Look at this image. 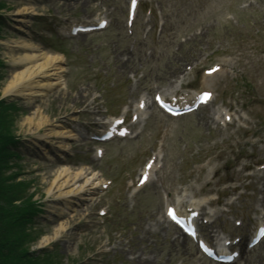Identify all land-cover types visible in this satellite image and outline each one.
I'll return each instance as SVG.
<instances>
[{
	"label": "rangeland",
	"instance_id": "374dc122",
	"mask_svg": "<svg viewBox=\"0 0 264 264\" xmlns=\"http://www.w3.org/2000/svg\"><path fill=\"white\" fill-rule=\"evenodd\" d=\"M25 5H31L35 14L23 32L14 16ZM111 6L115 7V13L111 27L105 32L71 42L60 36L59 31L66 18L98 19ZM123 6V0H0V138L11 137L19 142L11 146L7 154L9 158L14 153L21 155L19 159H12L11 164L9 160H2L0 165L5 162V177L12 176L7 182L17 183L24 189V199L31 196V201L43 211L26 226L19 224L29 234L25 241L26 249L41 256L42 253H50L39 259L42 261L40 264H133L129 257L138 250L146 251L144 245L155 241L151 235L155 228V213L161 212L162 200L159 189L154 187L146 188L128 200L123 187V170L131 169L142 160L146 150L154 146L159 131L165 127L168 132L165 165L161 172L162 187L168 189L177 180H182L184 185L198 186L203 183V176L197 178L194 174L189 179L185 178L194 162L211 154L208 149L210 141H205L209 134L206 126L200 127L194 118L169 120L154 110L140 139L126 145H113L102 162H92V149L85 140L72 141L66 159L60 160L54 143L52 145V142L49 144L42 139L44 129L22 124L25 117L38 109L35 123L45 119L48 123H59L65 129L73 128V131L81 125L96 127L97 121L104 120L102 112L107 109L113 114L120 104L132 98V89L137 95L148 93L156 85H160L162 90L173 84L179 75L182 76V72L187 73L191 80L194 72L221 60L226 61L234 73L241 74L240 78L245 75L243 79L215 77L216 82L222 81L220 89L224 91L225 98L227 94L244 102L245 98L247 108L251 107L255 95L264 98V51L258 48L263 46L264 49V0H152L153 10L159 13L163 26L159 31L155 29V33L151 30L147 37L142 34V20L134 26L133 34L129 35L124 30ZM20 40H28L51 53L58 52L64 56L66 89L49 92L43 101L37 99L35 103L3 95L5 85L16 70L12 59L18 54V49L13 43ZM99 94L101 97H96ZM91 96L98 99V110L86 106ZM263 109L259 108L258 112L257 108L255 112L264 123ZM221 137L222 134L215 142L220 144ZM221 146L220 151L225 155L204 169L207 171L212 165L217 169L214 177L217 186L209 184L205 189L215 191L219 185L229 184L224 190L226 194H233L231 189L237 187V193L243 191L247 197L252 194L260 197V185L243 188L249 180L242 178L245 175L243 171L238 172L242 164L248 162L238 161L233 165L232 154ZM4 155L5 152L1 159ZM62 164L69 165L74 172H95L101 180L112 179L114 183L107 192L94 196L95 201L80 203L76 212L65 209L66 214L63 215L58 211L50 213L54 205L46 192L53 174ZM207 175L208 172L205 177ZM248 204L242 199L234 208L246 220L251 216ZM15 205L23 204L18 201ZM100 209L108 212L103 218L98 215ZM61 221L68 224L65 232L41 246L42 239L51 238ZM21 228L18 230L20 233ZM225 228L221 235L241 232V229L233 231L231 224ZM169 236L174 238L172 230ZM157 249L160 252L172 250L174 256L165 257L164 261L157 258L152 264L180 263V260L175 261L177 252H173L174 248L169 244L163 242ZM261 251L264 248L257 249L251 258L258 257L263 253ZM196 257L190 259L191 264H208ZM32 262L34 259L30 261L28 258L25 264ZM258 264H264V259Z\"/></svg>",
	"mask_w": 264,
	"mask_h": 264
},
{
	"label": "bare ground",
	"instance_id": "6f19581e",
	"mask_svg": "<svg viewBox=\"0 0 264 264\" xmlns=\"http://www.w3.org/2000/svg\"><path fill=\"white\" fill-rule=\"evenodd\" d=\"M34 14V8L31 5H25L15 13L14 17L20 31L26 32L24 29L27 27L28 20ZM13 44L15 49H18V54L12 59V65L16 70L5 85L3 95L20 97L25 101L35 103L37 99L43 101L49 92H58L66 89L68 83L66 80L67 70L64 66V56L61 53H51L41 46L28 42V40L16 41ZM38 113L39 110L36 109L30 116L25 117L22 124L27 125V127L32 124L35 129L43 128L42 139L48 143L50 142L49 144L52 142L53 145L54 143V146L58 149L60 160L62 157V160L66 159L63 155H66V152L70 150L72 141H78V134L71 131V129H65L59 123H48L45 119L35 123L34 116ZM204 118L201 120L206 123L207 121ZM99 179V176L94 172L87 173L83 172V170L74 172L69 165H60L53 174V180L46 192V196L51 199L54 205L50 213L55 214L54 211H58L63 215L66 214L65 209L66 211L76 212L79 204L91 200V196L99 189L102 183ZM256 179H260V177ZM262 186L260 192H264V185ZM263 201L264 198L256 200L258 205L262 204ZM191 206L196 207L197 203H191ZM215 215H217V212L214 213ZM68 217L74 218L75 216ZM155 222L158 226H163V222ZM66 228H68V224L65 221H61L51 238L42 239L41 246L46 245L52 239L65 232ZM186 246L187 244H184L183 247L186 248ZM148 251L150 253L147 257H143L140 253L131 255L129 259L133 264H152L157 258L158 261H164L163 258L174 256L172 251L160 252L157 248H151ZM261 252L263 253L256 258H247L243 264L260 263L264 259V251Z\"/></svg>",
	"mask_w": 264,
	"mask_h": 264
},
{
	"label": "trees",
	"instance_id": "16d2710c",
	"mask_svg": "<svg viewBox=\"0 0 264 264\" xmlns=\"http://www.w3.org/2000/svg\"><path fill=\"white\" fill-rule=\"evenodd\" d=\"M12 145H16L14 138L8 137L3 140L0 138V161L9 160L8 163H10L7 154ZM4 152V159H1ZM4 163L1 162L2 168L0 165V264H3L1 261L5 264H25L28 258L30 261L34 258L25 246L29 234L21 227L33 220L36 215V205L31 201V196L24 199V189H21L17 183L7 182L12 179V176L5 177ZM18 201L23 205L16 206L15 203ZM19 224L22 226L19 227ZM19 228L21 233L18 231ZM35 263L40 264L36 259L32 264Z\"/></svg>",
	"mask_w": 264,
	"mask_h": 264
},
{
	"label": "snow or ice",
	"instance_id": "6c2138e0",
	"mask_svg": "<svg viewBox=\"0 0 264 264\" xmlns=\"http://www.w3.org/2000/svg\"><path fill=\"white\" fill-rule=\"evenodd\" d=\"M133 2H134V0H133ZM173 217L175 218V213H173Z\"/></svg>",
	"mask_w": 264,
	"mask_h": 264
}]
</instances>
